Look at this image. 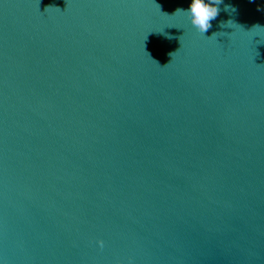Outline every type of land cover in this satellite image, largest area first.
<instances>
[{
  "label": "water",
  "instance_id": "95a60500",
  "mask_svg": "<svg viewBox=\"0 0 264 264\" xmlns=\"http://www.w3.org/2000/svg\"><path fill=\"white\" fill-rule=\"evenodd\" d=\"M224 4L0 0V264H264V0Z\"/></svg>",
  "mask_w": 264,
  "mask_h": 264
},
{
  "label": "clouds",
  "instance_id": "9594fccd",
  "mask_svg": "<svg viewBox=\"0 0 264 264\" xmlns=\"http://www.w3.org/2000/svg\"><path fill=\"white\" fill-rule=\"evenodd\" d=\"M224 4V0H188V6L185 7H178L175 11L171 14L174 15L176 13H183L188 16L190 24L198 30L202 35L208 32L210 28H212V21L216 20L219 16L221 7L220 5ZM224 11L230 14L229 19L221 20L219 22V27L223 28H232L234 32L239 28L243 29V26L239 24L236 20L231 18V14L235 13L237 9L231 4H224ZM167 14V13H166ZM169 15V14H168ZM258 29H264V25L255 24L252 26L251 29L247 30L246 32H253L254 35H260L257 31ZM227 33L224 32H213L209 38L217 37L218 35H226ZM167 36L168 34L165 33ZM261 36V35H260ZM149 54V53H148ZM169 55L172 56V53ZM150 56V54H149ZM156 63L159 65L158 61ZM97 243L103 247L104 241L97 240Z\"/></svg>",
  "mask_w": 264,
  "mask_h": 264
}]
</instances>
